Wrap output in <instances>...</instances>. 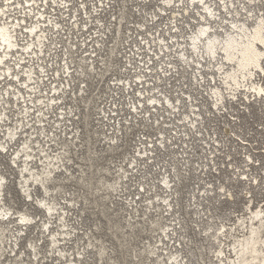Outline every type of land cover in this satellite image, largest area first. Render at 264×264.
Returning a JSON list of instances; mask_svg holds the SVG:
<instances>
[{
  "label": "bare ground",
  "instance_id": "obj_1",
  "mask_svg": "<svg viewBox=\"0 0 264 264\" xmlns=\"http://www.w3.org/2000/svg\"><path fill=\"white\" fill-rule=\"evenodd\" d=\"M87 1L77 0L74 4V0H0V153L9 151V148L12 147L10 142L14 138L18 139L19 144L17 143V147L11 152L13 157L10 156V160L12 166L17 168L21 178H19L20 180L18 181L20 194H23L28 200H31L33 199L32 190L38 186L48 196L47 198L36 199L37 205L42 207L46 212L45 214L49 217L47 220L40 223V228L42 227L44 231L47 232L46 237L49 241L48 247L51 245L52 248L55 247V250L58 252V258L63 259V264H81L80 259L83 258V253L79 251L81 248L75 251V253H69V250H72V247H68L67 243L73 232L70 230V224L66 219L67 211L64 207H59L58 209L57 203L52 201L53 197L51 199L49 198L51 188L48 184L55 181L57 177H61L62 168L67 173L69 168L66 166V163L70 162V159H68L67 162L65 161L66 163L64 162L67 158L65 156V154H67V149H55L57 152H54V149H52L53 145L51 143L55 138L54 134L50 131L53 130L52 127L56 125H60L61 127H59L62 128L65 124H61L59 118L65 120L74 112V108L69 106L68 103H65L64 95L68 89L70 90V94H72L71 91H73V89L71 88V81L73 82L76 79L75 76H77L78 79L81 78L83 70L78 71L77 69H74L73 71H70L74 60L69 53L72 51L75 43L69 41L70 49H67L65 45L63 49L61 48L62 50H58L57 47L60 42L59 38H63V35L60 37V33L64 30V21L70 22L72 20L71 24L74 25V27H78L77 17L80 13L77 14V12L81 9V14L85 15L83 17L87 19V21L83 20L79 23L86 25L88 21H91L92 14H94L97 19L99 14L98 11L101 10L103 12L107 7H110L109 4L111 0H98L100 8L96 3L92 2V10H88L89 8L86 7ZM105 2L107 4H105ZM260 5H263L262 0H219V2L216 0H160V3H157L158 12L155 13L153 18L156 19L160 14L164 16L169 14V22L171 26L166 27V29L164 28L163 33L161 32V29V31L157 33L158 35H156V38L151 37V41L146 37L141 38L144 44L143 47L150 52L153 50V46L150 45V42H157V45L159 44V52L153 51L152 57H148V60L153 62L152 59L155 57L158 60L157 65H161L162 68V65L164 64L165 68H162L161 71L164 77L167 76V72L170 71H173V74H175L174 72H186L190 75V77H188L190 79L192 78L191 83L188 88L186 87L187 90H184L182 86L178 85L177 90L174 89L175 96L173 98L167 96L161 88L162 91H157L159 95L154 94V90L157 87L151 84L155 87L149 88L148 86L146 89L138 91L139 100H136L138 101V104L131 102L130 111L139 114L143 112L142 120H144V122H149L151 117L148 112L150 111L144 107L145 104L153 105V107L158 105L163 111L159 114L161 111L160 109H157L158 118H154V122L159 125L164 124L168 126L169 124H174L175 120H177V123H180L185 129L181 135L183 138H188V141L190 142L191 139H197L198 136L202 135V129L197 126V123L210 114L207 113V111L210 110L205 106L206 103L200 102L197 97L191 94L192 85L202 86L205 84L206 80L207 87L204 89H206V95L211 101L209 102L207 99V104L212 106V111L216 110L220 114L221 109L226 110V107H224L226 106V101L231 105L230 107L232 109V103L239 100L240 96L243 98V109H248V106L252 103L264 105V97L259 95V88L264 87V81H262L260 77L253 79V77L248 75L245 71L246 64L250 57L264 56V12ZM255 6L258 11L253 8ZM167 8H170L168 14V10H166ZM110 11L112 10L110 9ZM232 12H234L236 17L230 16L228 18L226 15H231ZM65 13H67L66 16H64ZM192 13L194 15H191ZM185 17L192 18L191 23L185 21L187 22V27L189 29L187 39L180 29V24L184 22ZM97 20L100 21V19ZM124 20L127 19L125 18ZM146 20L149 21L148 17ZM144 23L145 22L140 23L138 28L143 29V26L145 25ZM152 23L153 22H151V24ZM233 25H235V27H233ZM157 30L158 29H156L155 33ZM63 33L65 35L67 34L66 32ZM102 33H104V31ZM149 33L150 36H152V32ZM164 34L168 36V40L170 38L171 43L166 39ZM65 39H69V36ZM85 40L83 45L86 44ZM93 42L94 44L91 45ZM102 42V38L99 39V36H95V38L90 40L89 44L86 45V47L90 45L89 49L84 48L85 46L83 47V53L88 52V54L86 56H81L79 60L80 62H83V64L87 63L86 67L89 68L92 73H95V76L98 75L99 77L104 76L105 70H102V68H105L107 64L102 53H96L97 47L99 49L102 48ZM110 47V53L113 54L114 46ZM59 51L61 53H59ZM143 52L144 51L137 52L138 56ZM46 55L49 57L51 56L52 60L55 57H59V62L63 63L60 67L62 68L61 74L59 69L54 68L52 74L53 78L50 82L48 81L50 79L49 77V79L45 81L47 76L46 71L48 70H45L46 65H43L42 63V61L45 60ZM124 56L130 63V57L127 59V55ZM69 58L70 60H68ZM96 59L98 60L96 62L98 64L100 63V65H94ZM141 59V61H143V56ZM178 61L180 62L181 68H178ZM57 63L58 62H56V64ZM146 64L148 63L144 62V64H142L145 67V70H143L149 72L150 67L146 66ZM101 65L104 67H101ZM78 67H81V65ZM204 71H206V74H209L208 77L203 75ZM73 72L75 76L73 75ZM134 75L137 80L140 81H142L141 77L143 78V76H145L144 74L135 73ZM216 77H218V79ZM200 79H202L203 84L200 83ZM84 80L85 79L80 80L79 83H84ZM158 81H161L160 74L158 76ZM45 82L48 84H45ZM210 82L213 85H210ZM117 84L118 83H114V86ZM122 84L126 85L125 87H127V85L130 86L129 81L123 82ZM85 87L86 84L79 85L78 90L74 91L72 95L76 98L78 92V94L82 96V94H85ZM253 88H256L257 91L253 92ZM90 99L92 100V98ZM14 106L18 111L13 114L11 112ZM139 106L143 107L140 111H138ZM259 107L260 106H258V108ZM66 109H68V111H66ZM232 110L234 111V109ZM107 111L104 108H101L99 113H103V117H107V120L112 121V118L110 117L111 114L106 115ZM50 113L52 115L48 116ZM11 114H16V117L13 118ZM227 114L229 113L227 112ZM57 115H59L58 118L53 119V116ZM165 115L169 117L168 121L165 120ZM161 118L163 119L162 122H160ZM45 122L48 124L52 123L49 131L46 129ZM176 127L178 128L179 125H176ZM224 127L226 134L235 137V134L237 133L231 131L230 124L228 125L225 123ZM66 129L68 128L65 127L61 131H64L70 136L69 141L71 143L74 142V139L75 141L80 139L78 129L75 128V130H69L67 132ZM107 130H109V128ZM101 133L104 135V138L108 139V148L111 149L112 145L117 142V134L115 135V130L113 133H110V135H107V133L103 131ZM51 136H53V138ZM163 137L164 132L161 130V139L158 141L160 145L164 142ZM208 139L209 141L203 140L204 144L207 146L211 144L212 148H216L217 145H220V140L218 138L208 136ZM236 140L238 139L236 138ZM238 142H240V140H238ZM140 143L142 144V148L141 150L138 148V157L139 159H145L144 163H146V160L148 161L153 156V149L148 148L152 147V140H146V142ZM13 144H15V142ZM64 144L68 143L66 142ZM244 144L245 143L242 142V145ZM218 150L219 149H217V152ZM183 152L184 154H187L186 150ZM210 154L211 157L208 156V158H211L209 161L213 168L216 165L214 158L216 157V154H214L213 150L210 151L209 155ZM246 157L248 159L247 162L252 161L249 154L246 155ZM136 162V159L129 160L127 167L129 165L134 169L137 166L134 165ZM185 162L186 160H184L182 166ZM223 163H225V161ZM175 165L176 164H174V167L172 166L173 170L171 169L173 171V177L167 174V170H164V172L161 173V178L159 180L160 187L158 186L160 193L155 192V203L152 197H146L144 200L145 211L143 212V215L147 216L151 209L154 208L157 218L151 220L148 217L147 220L149 221L148 224L156 226L159 232L157 234V239L154 242L148 241L142 249V252L146 253L144 259L147 261H141L139 258L140 253L134 254V258H137L136 264H185L184 256H182V247L176 249L168 248V244L172 241V236H181L177 230L182 228L181 220L179 216L176 215L178 209L175 210L174 206L179 204L177 200L178 192L176 189V182L180 179L179 175H183L184 173L181 174V172L177 171ZM220 165L222 166V164ZM248 165L249 164H247V166ZM257 165H260L259 161H257ZM228 167H233V164L229 163ZM235 167L238 168V166ZM199 168V164L194 166V170ZM204 168H206V166H204ZM204 168L201 169V172L204 171ZM106 170L107 172L109 171L108 168ZM128 171L129 170L123 167V165H119L118 168L114 170V173L117 174L115 179L113 182L111 181L112 183H106L107 185H104L106 186L104 189L111 190L112 194L117 195L118 187H120L119 181L128 177ZM81 172L83 174L84 169H82ZM63 176H65V174ZM69 176H72V173L66 175L65 178ZM240 177L241 178L237 177V179H246L248 178V175H246V172L242 171ZM0 179L3 180V183H0V243L3 244L7 241L5 246L0 247V264L2 263L1 258L4 257L5 252L8 251L6 249L8 248L7 246H9L8 253H12L14 256V259L12 260L13 264H23L26 259L22 258L24 252H22L23 248L18 246V237L23 235L24 229L30 227L32 224H34L35 229L38 224L35 221V217L20 210L14 211L5 203L3 196L6 178L1 173ZM251 179V183L252 185H256L255 187L264 186V179L259 180L258 176H252ZM141 187L143 191L147 193L151 190V188L145 190L146 187L143 185H141ZM252 187L253 186L249 183H245L242 187L243 194L245 197H248L247 202L250 203V205L245 203V208L243 210H246V212L243 213L241 217H238L237 223H233L234 226L233 224L226 225L225 223L215 224L219 217H216L207 206L201 207L203 203L198 201V196H196L195 193L192 194L195 199L190 196L188 208H191L192 213L198 217H200L201 214L206 217L207 221H211L210 225L202 229L200 228L197 232L206 238L212 239V242L216 244L214 256L219 264H264V200L258 201L254 204L255 198L252 195ZM215 188H219L220 191L218 194H215ZM96 191L100 192V189L96 188ZM216 192H218V190H216ZM207 194H210L209 197L218 202L220 199H223L235 203L233 192L226 189L224 184L215 186L210 182V184H208V189L202 193V195ZM51 195L53 194L51 193ZM244 196L242 195V197ZM26 198H24V200H26ZM72 201L68 200L67 203L71 205ZM132 201L133 199L128 202L129 206ZM131 208L133 209L134 207L131 206ZM204 209L207 210L204 211ZM54 214H58V217L61 220V223H59L60 230H55L53 229V226L50 225V219ZM132 218L133 217L131 216L130 220L127 221L129 228L135 226L133 223L134 220L131 221ZM159 220L164 222L159 224ZM11 223L16 224L15 229H13L14 225ZM150 230L155 232L156 229ZM6 232H9L10 235L8 236ZM166 239L167 242H165ZM28 242L27 249L32 252L34 256L33 259L35 260L40 254V239L35 241L33 239H28ZM179 244H181V242H179ZM172 246H174V244H172ZM91 248L96 249L100 259L108 249L102 243L98 245L91 243ZM159 250L162 252H159ZM164 253L165 256L163 258ZM41 259H44V256L41 257L39 261H42ZM109 259L112 264H117L115 260H112L111 258ZM4 261L9 264V262H7V256L4 258ZM29 264L34 263L33 261H30Z\"/></svg>",
  "mask_w": 264,
  "mask_h": 264
},
{
  "label": "rangeland",
  "instance_id": "obj_2",
  "mask_svg": "<svg viewBox=\"0 0 264 264\" xmlns=\"http://www.w3.org/2000/svg\"><path fill=\"white\" fill-rule=\"evenodd\" d=\"M76 1L77 0H74V4ZM216 1L219 2V0ZM92 2L96 3L98 7L100 5L98 0L87 1L86 7L89 8L88 10H92ZM262 2L263 5H260V7L264 12V0H262ZM157 3H160V0H111L109 4L110 7H107L106 9L107 11H98L99 14L97 19H100V21L95 18L94 14H92L90 19L91 21H88L86 25H82L79 22H82L83 20L87 21V19L83 17L85 15L81 14V9H79L77 12V14L80 13V17H77L78 27H74V25L71 24L72 20L70 22H63L64 30L60 33V37L63 35V38H59L60 42L58 43L57 48L58 50H62L65 45L67 49H70L69 41L75 43L72 48L73 52L71 51L69 53L70 56H72L71 58L74 60L70 71H73L74 69H77L78 71L83 70V75H81V78L79 79L73 72L76 79L73 82L71 81V88L73 89L71 92L73 94L74 91H77L79 85L86 84V87L84 91L85 94H82L81 96L77 92L76 98L70 94L69 89L66 90L64 101L65 103H68L69 106L74 108V112L65 120L59 118L61 124H65L62 128H60V125V127L56 125L52 127L53 130L50 131L54 134L55 138V140L51 143L53 145L52 149H54V152L56 151L55 149H67V154H65L67 158L64 162H67L68 159H70V162H65L69 171L66 173L62 168L61 177H57L55 181H52L48 185L51 188L49 198L51 199L53 197L52 201L57 203L58 209L59 207H64L67 211L66 219L70 224V230L73 232L71 233L72 235L68 240L67 246L72 247V250H69V253H75V251L81 248L79 250L83 253V258L80 259L81 264H112L109 258L115 260L117 264H136L137 258H134L135 253H140L139 258L142 262L147 261L144 259L146 253L142 252V249L148 241L154 242L157 239L159 231L156 226L149 225V221L147 220L148 217L151 220L157 218L154 208L151 209L147 216L143 215V212L145 211L144 200L146 197H152L155 203L154 194L155 192L160 193L159 180L161 178V173H163L164 170H167V174L173 177L172 168L174 167V164H176L175 168L177 171L181 172V174L184 173L183 175H179L180 179L176 182V189L178 192L177 200L179 204L174 206L175 210L178 209L176 215H178L181 220L182 228L177 230L181 236H172L173 238L168 244V248L176 249L182 247V256H184L185 264H219L214 256L216 244L212 242V239L206 238L197 232L200 228L202 229L210 225L211 221H207L206 217L201 214L200 217L195 216L192 213L191 208H188L190 196H192V194L195 193V195L198 196V201L203 203L201 207L207 206L216 217H219L215 224L225 223L226 225L237 223L238 217H241L243 213L246 212V210H243L245 208V203L250 205V203L247 202L248 197H245L243 194L242 187L245 183H249L253 186L251 190L252 195L255 198L254 204L258 201L264 200V186L255 187L256 185H252L251 183L252 176H258L259 180L264 179V105L252 103L249 106L247 105L248 109H243V98L240 96L239 100L232 103V109H234V111L231 109V105L226 101V106H224L226 107V110L221 109L220 114L216 110L212 111V106L207 104L208 100L209 102L211 101L206 95V89H204L207 87L206 80L205 84L202 86L192 85L191 94L197 97L200 102L206 103L205 106L208 110H210L207 111V113L210 114L207 115L205 119L198 121L197 126L202 129V135L198 136L197 139H191L190 142L188 141V138H183L181 135L185 129L180 123H177V120H175L174 124L167 123L169 124L168 126L164 124L159 125L154 122V118H158L157 113L160 109L158 105L153 107V105H148L147 103L145 104L144 107H146V109L150 112L152 110L151 113L148 112L151 118L149 122L145 121L146 123L142 120L143 112L139 114L130 111L131 102L138 104V101L136 100H139L138 91L141 89H146L148 86L149 88L156 86L157 88H155L154 94L159 95L157 91L162 89L167 96L173 98L175 96L174 91L177 90L178 85L182 86L184 90H187L186 87L188 88L191 83L192 78L190 79V75L186 72H174L175 74H173V71H170L167 72V76L164 77L161 73L162 68H165L164 64L161 68V65H157L158 60L155 57L152 59L153 62L148 60V57H152L153 51L159 52V44L157 45V42H150V45L153 46V50L148 52V50L143 47L144 44L141 38L146 37L151 41V37L156 38V35H158L157 33L160 32L161 29V32L163 33L164 28L166 29V27L171 26L168 14L170 8L166 9L168 10L167 16L160 14L156 17V19L153 18L155 13L158 12ZM105 4L107 3L105 2ZM253 8L258 11L256 6ZM110 9L112 11H110ZM66 14L67 13H65L64 16H66ZM191 15L194 14L192 13ZM226 16H228V18L230 16L236 17L234 12H232L231 15ZM124 17L127 20H124ZM147 17L149 21L146 20ZM185 21H189L191 23L192 18L185 17L184 22L180 24L182 34L184 33L183 35L186 36L187 39L189 29L187 27V22ZM142 22H145V25L143 26V29H140L138 26ZM151 22L153 23L151 24ZM156 29L158 30L155 33ZM103 31L104 33H102ZM63 32H66L67 34L65 35ZM149 32H152V36H150ZM68 36L70 40L65 39ZM95 36H99V39L102 38L103 40L102 48L99 49L97 47L96 53H102L103 58L105 57V62L107 63L106 67L102 68V70H105L104 76L99 77L96 75L99 78L95 76V73H92L90 69L86 67L87 63L83 64V62L79 61L81 56H86L88 54V52L83 53L82 50H84V48H90V45L88 47H86V45H88L89 41L93 40ZM164 36L168 40V36L166 34H164ZM83 39H86L85 45H83ZM168 41L171 43L170 38ZM93 44L94 42L91 45ZM110 46H114L113 54L110 53ZM140 51L144 52L138 56L137 52ZM59 53L61 52L59 51ZM124 55H127V59L130 57V63L126 60ZM142 56L143 61L148 63L146 66L150 67L149 72L144 71L145 67L142 65L144 62L141 61ZM160 56L162 55L160 54ZM68 60H70V58ZM96 61L98 60H95L94 65H100V63L98 64ZM56 62L58 63L56 64ZM42 63L43 65H46L45 70H48L46 71L47 76L45 81L49 78V82L52 80L54 68L59 69L61 74L62 68L60 67L63 63L59 62V57H55L52 60L51 56L49 57L46 55L45 60H43ZM80 65L81 67H78ZM177 65H179L178 68H181L179 61ZM181 65L184 66L183 64ZM101 67L104 66L101 65ZM205 72L206 71L203 72V75L208 77L209 74H206ZM134 73L144 74L145 76H143V78L141 77L142 81H140L137 80ZM159 74L161 75V81H158ZM216 78L218 79V77ZM60 79L63 80L62 78ZM83 79H85L84 83L80 84L79 81ZM126 81L130 82L131 87L129 85L125 87L126 85L122 84ZM114 83L118 84L114 86ZM200 83L203 84L202 79H200ZM45 84L48 83L45 82ZM151 84L155 86H152ZM210 85L213 84L210 82ZM90 98H92V100ZM258 106L260 107L258 108ZM101 108H104L106 111L108 110L106 115L111 114L110 117L112 118V121L107 120V117H103V113H99ZM12 109L11 113L13 114L18 111L15 106ZM141 109H143V107L139 106L138 111ZM66 111H68V109H66ZM160 111L159 114L162 113L163 109H160ZM226 111L230 115L227 114ZM13 114H11L12 117H16V114ZM51 115V113L48 114V116ZM58 116L59 115L53 116V119L58 118ZM162 120L163 119L161 118L160 122H162ZM165 120L168 121L169 117L166 116ZM45 123L46 129L49 131L52 123ZM225 123L228 125L230 124L231 131L237 133L235 134V137L226 134L224 131ZM176 125H179V127L177 128ZM65 127L68 128L66 129V132L69 130H75V128L78 129L80 139L78 141H75L74 139V142L71 143L69 141L70 136H68V134L64 131H61ZM108 128L109 130H107ZM114 130L115 135L117 134V142H115L116 144L112 145V148L110 149L108 148V139L104 138V135H102L101 132L103 131L106 132L107 135H110V133H113ZM161 130L164 132V142L162 145L158 142L161 139ZM208 136L218 138L220 140V145H217L216 148H212L211 144L209 146L204 144L203 140L209 141ZM51 137L53 138V136ZM236 138L240 140V142H238ZM146 140H152V147H147L153 149V156L148 161L146 160V163H144L145 159H139L138 151L142 148V144L140 142H146ZM14 142L15 144H13ZM66 142L68 144H64ZM242 142L245 144L242 145ZM17 143L19 144L18 139L14 138L10 142V145H12V147L9 148L10 150L8 149L9 151L0 153V173L6 178L3 196L5 203L14 211L20 210L35 217V221L38 224L35 229L34 224L24 229L23 235L18 237V246L23 248L22 252H24L22 258L26 259L23 264H29L30 261H33L34 264H63V259L58 258V252L55 250V247L52 248V245L48 247L49 241L46 237L47 232H45L42 227L40 228V223L47 220L49 217L45 214V210L37 205L36 199L47 198L48 196L38 186L32 190L33 199L31 200H28L23 194H20L18 181L21 178L17 168L12 166V162L10 160V156H12L11 152L17 147ZM217 149H219L218 152ZM184 150L187 151V154H184ZM211 150H213L214 154H216V157H214L216 165L213 168L209 161L211 158H208V156L211 157V154L209 155ZM248 154L252 158L251 162H247L248 159L246 155ZM132 159L137 160V164L135 163L134 165H137L138 167L136 166L134 169H132L129 165L127 167L128 161ZM184 160H186V162L182 166ZM224 161L225 163H223ZM257 161H259L260 165H257ZM229 163H232L233 167H228ZM198 164L200 165V168L194 170V166H197ZM220 164H222V166ZM247 164L249 165L247 166ZM119 165H123V167L128 169L129 175L126 179L119 181L120 187H118L116 193L117 195H115L112 194L111 190H105L104 187L106 186L104 185L113 182L117 175L114 173V170L117 169ZM204 166H206V168H204ZM235 166H238V168ZM105 168H108L109 171L107 172ZM202 168H204L203 172H201ZM82 169H84V175L81 172ZM242 171L246 172L248 178L237 179V177L241 178L240 176ZM69 173H72V176L65 178V176ZM64 174L65 176H63ZM100 182L104 183L101 184ZM210 182H212L215 186L224 184L226 189L233 192L235 196V203L233 201L231 202L223 199H220L218 202L211 199V197H209L210 194L202 195V193L208 189V184H210ZM141 185L146 187L145 190L148 188H151V190L147 193L143 191ZM96 188H99L100 192H97ZM216 190H218V192H216ZM219 191V188H215V194H218ZM51 193L53 195H51ZM242 195L244 197H242ZM24 198H26V200H24ZM192 198L194 197L192 196ZM131 199H133V201L129 206L128 202L131 201ZM68 200H73L71 205L67 203ZM131 206L134 208L132 209ZM206 210L207 209H204V211ZM131 216L133 217L131 221L134 220L133 223L135 224L133 228H129L127 222L130 220ZM50 221V225L53 226V229L60 230L59 223H61V220L59 219L58 214H54ZM163 222L164 221L162 220L158 221L159 224H162ZM11 224L14 225V228H12L15 229L16 224ZM150 229H156V233L152 232ZM6 234L8 236L10 235L9 232H6ZM28 239H33L34 241L40 239V254L35 260L33 259L34 256L32 252L27 249V245L29 243ZM165 242H167V239ZM179 242H181V244H179ZM6 243L7 241L3 244L0 243V247L5 246ZM91 243L95 245L102 243L106 248H108L106 253L102 255L101 259L96 252V249L91 248ZM172 244H174V246H172ZM7 247L8 248L6 249L9 251V246ZM8 251L5 252L4 257L1 258V264L6 263L4 261L6 256L7 262H9V264H13L12 260L14 259V256L12 253H8ZM159 252L162 251L159 250ZM43 256L44 259L39 261ZM164 256L165 253L163 254V258Z\"/></svg>",
  "mask_w": 264,
  "mask_h": 264
},
{
  "label": "snow or ice",
  "instance_id": "obj_3",
  "mask_svg": "<svg viewBox=\"0 0 264 264\" xmlns=\"http://www.w3.org/2000/svg\"><path fill=\"white\" fill-rule=\"evenodd\" d=\"M233 27H235V25H233ZM245 71L248 75H251L253 79L260 77V79L264 81V56L250 57L246 64ZM252 91L256 92L257 89L253 88ZM259 95L264 97V87L259 88ZM0 183H3L2 179H0Z\"/></svg>",
  "mask_w": 264,
  "mask_h": 264
},
{
  "label": "built area",
  "instance_id": "obj_4",
  "mask_svg": "<svg viewBox=\"0 0 264 264\" xmlns=\"http://www.w3.org/2000/svg\"><path fill=\"white\" fill-rule=\"evenodd\" d=\"M255 164V163H254Z\"/></svg>",
  "mask_w": 264,
  "mask_h": 264
}]
</instances>
